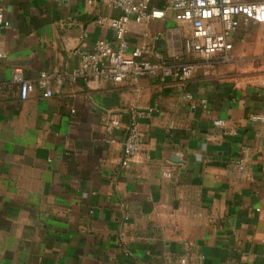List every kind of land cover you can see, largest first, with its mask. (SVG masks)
<instances>
[{"label": "crops", "instance_id": "obj_1", "mask_svg": "<svg viewBox=\"0 0 264 264\" xmlns=\"http://www.w3.org/2000/svg\"><path fill=\"white\" fill-rule=\"evenodd\" d=\"M0 5L11 21L0 58V264H264V124L249 120L264 109L263 88L226 84L207 60L185 86L161 75L89 86L72 77L75 51L114 43L115 30L97 19L117 9L107 0ZM190 32L169 9L164 20H131L126 53L149 33L174 57ZM15 67L30 79L57 72L62 85L23 100ZM133 111L145 112L141 152L125 169ZM104 115L123 126L109 133Z\"/></svg>", "mask_w": 264, "mask_h": 264}, {"label": "built area", "instance_id": "obj_2", "mask_svg": "<svg viewBox=\"0 0 264 264\" xmlns=\"http://www.w3.org/2000/svg\"><path fill=\"white\" fill-rule=\"evenodd\" d=\"M107 5L117 9L119 14L112 18L102 16L97 22L115 30L114 43L100 38L93 51L78 48L75 52L80 62L72 74V77L82 79L87 85L100 88L107 82L118 85L144 75L170 76L185 86L197 67L195 58L210 59L222 55L229 61L234 50L233 36L243 21L264 24V0H170L164 9L154 7L151 0H107ZM168 9L173 12L175 20L191 29L190 34L181 42L180 53L174 57L163 56L153 44L159 38L158 35L145 33L146 40L127 54L126 35L131 20L136 23L164 20ZM10 26L11 21L5 14V7L0 5V58L7 56L1 41L2 30ZM262 54L264 57V49ZM11 81L18 86L23 100L37 86L42 89L43 97H51L60 89L63 75L42 70L37 79H30L25 76L21 67H15ZM200 103L207 106L206 99H201ZM144 114V111L131 112L126 126L121 159V166L125 169L131 167L140 156L142 139L139 125ZM249 120L264 124V109L251 113ZM102 121L109 133L123 126L115 115H104ZM218 122L225 124V120ZM233 165L237 174H240L245 170V159L237 156L233 159ZM181 263L185 264L186 259H181Z\"/></svg>", "mask_w": 264, "mask_h": 264}, {"label": "rangeland", "instance_id": "obj_3", "mask_svg": "<svg viewBox=\"0 0 264 264\" xmlns=\"http://www.w3.org/2000/svg\"><path fill=\"white\" fill-rule=\"evenodd\" d=\"M233 43L229 61L222 55L210 59L195 58V61H214L218 66L217 75L233 87L264 89V24L244 20L233 36Z\"/></svg>", "mask_w": 264, "mask_h": 264}]
</instances>
